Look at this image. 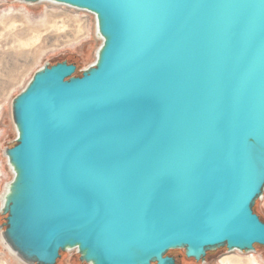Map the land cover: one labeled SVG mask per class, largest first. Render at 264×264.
<instances>
[{"label":"water","instance_id":"obj_1","mask_svg":"<svg viewBox=\"0 0 264 264\" xmlns=\"http://www.w3.org/2000/svg\"><path fill=\"white\" fill-rule=\"evenodd\" d=\"M91 13L77 76L13 99L3 239L28 264L205 263L264 247V0H16Z\"/></svg>","mask_w":264,"mask_h":264},{"label":"rangeland","instance_id":"obj_2","mask_svg":"<svg viewBox=\"0 0 264 264\" xmlns=\"http://www.w3.org/2000/svg\"><path fill=\"white\" fill-rule=\"evenodd\" d=\"M101 44L91 13L50 2L25 4L0 0V207L6 185L13 178L4 155L16 139L11 112L13 99L47 63L70 61L83 72L95 62ZM255 207L264 218V196ZM3 222L0 214V227ZM256 249L255 253H242L222 248L208 253L205 263L188 259L190 263L185 264H222L227 258L239 264H264V247ZM62 255L58 264H85L80 262L76 250ZM170 255L179 263L185 260L184 251H173ZM0 264H28L4 241L1 228Z\"/></svg>","mask_w":264,"mask_h":264},{"label":"trees","instance_id":"obj_3","mask_svg":"<svg viewBox=\"0 0 264 264\" xmlns=\"http://www.w3.org/2000/svg\"><path fill=\"white\" fill-rule=\"evenodd\" d=\"M68 62L71 63L70 61H68ZM82 73H83V72L80 71V69L77 67L76 75H77V76H82ZM14 145H15V143H13L12 146H14ZM12 146H11V147H12ZM255 212H256V213L260 216V218L264 221V218L258 213V211L256 210V207H255ZM256 247H258V246H256ZM62 256H63V255H62ZM183 256H184V259H185V260H183V262H182V261H181V262H182L183 264H185V263H190L189 260L186 258L185 254H184ZM177 262H178V261H177ZM181 262H180V263L178 262V264H181ZM58 263H59V261L57 262V264H58ZM193 264H194V263H193Z\"/></svg>","mask_w":264,"mask_h":264},{"label":"bare ground","instance_id":"obj_4","mask_svg":"<svg viewBox=\"0 0 264 264\" xmlns=\"http://www.w3.org/2000/svg\"><path fill=\"white\" fill-rule=\"evenodd\" d=\"M222 264H239V263L233 258H227V259L223 260Z\"/></svg>","mask_w":264,"mask_h":264}]
</instances>
